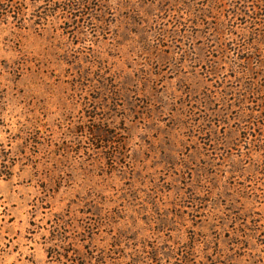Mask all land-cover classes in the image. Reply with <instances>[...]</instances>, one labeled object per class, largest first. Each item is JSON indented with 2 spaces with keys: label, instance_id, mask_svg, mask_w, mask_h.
I'll return each mask as SVG.
<instances>
[{
  "label": "rangeland",
  "instance_id": "obj_1",
  "mask_svg": "<svg viewBox=\"0 0 264 264\" xmlns=\"http://www.w3.org/2000/svg\"><path fill=\"white\" fill-rule=\"evenodd\" d=\"M70 243L264 264V0H0V264Z\"/></svg>",
  "mask_w": 264,
  "mask_h": 264
},
{
  "label": "trees",
  "instance_id": "obj_2",
  "mask_svg": "<svg viewBox=\"0 0 264 264\" xmlns=\"http://www.w3.org/2000/svg\"><path fill=\"white\" fill-rule=\"evenodd\" d=\"M95 132L97 133V139H98L99 144L102 143V142H105V143L112 142V140H113L112 136L113 135L112 136L111 135L109 136L108 133H105V135H103V136L101 135V133L105 132L104 129L99 128L97 131H93L92 128L89 129V134L90 135L96 136ZM100 146H101V144H100ZM72 245L73 244L70 243V246L72 247V249L66 250L65 256H67V258L68 257L72 258V256L73 257L79 256V259L72 258L71 259V262H76V260H77V262L75 264H88L89 262H91V260H93L92 257L86 255L84 252L81 254ZM69 253H70V255H69ZM51 258H52V255H51Z\"/></svg>",
  "mask_w": 264,
  "mask_h": 264
}]
</instances>
